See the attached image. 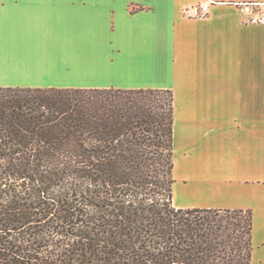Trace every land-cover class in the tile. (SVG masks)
I'll return each mask as SVG.
<instances>
[{
  "label": "trees",
  "instance_id": "trees-1",
  "mask_svg": "<svg viewBox=\"0 0 264 264\" xmlns=\"http://www.w3.org/2000/svg\"><path fill=\"white\" fill-rule=\"evenodd\" d=\"M173 92L0 87V264H250V208L175 207Z\"/></svg>",
  "mask_w": 264,
  "mask_h": 264
},
{
  "label": "crops",
  "instance_id": "crops-1",
  "mask_svg": "<svg viewBox=\"0 0 264 264\" xmlns=\"http://www.w3.org/2000/svg\"><path fill=\"white\" fill-rule=\"evenodd\" d=\"M243 3L264 12V0H0V87L172 90L173 205L250 208V264H264V23Z\"/></svg>",
  "mask_w": 264,
  "mask_h": 264
},
{
  "label": "built area",
  "instance_id": "built-area-1",
  "mask_svg": "<svg viewBox=\"0 0 264 264\" xmlns=\"http://www.w3.org/2000/svg\"><path fill=\"white\" fill-rule=\"evenodd\" d=\"M243 5H245V3H243ZM207 7H208V3L203 1V2H199L196 6V12L194 14V16H205V14L207 13ZM245 8H249L248 6L245 5ZM251 16L249 18V22L254 23V24H263L264 23V14H261L260 12L255 13V12H251Z\"/></svg>",
  "mask_w": 264,
  "mask_h": 264
},
{
  "label": "rangeland",
  "instance_id": "rangeland-1",
  "mask_svg": "<svg viewBox=\"0 0 264 264\" xmlns=\"http://www.w3.org/2000/svg\"><path fill=\"white\" fill-rule=\"evenodd\" d=\"M239 5H240V6H243V7H245V5H246V6H248L249 8H251L250 11L248 10L249 13H251V12H255V13L260 12L261 14H264L263 10L259 7L258 4L245 3V5H243V4H239ZM249 8H248V9H249ZM245 9H247V8H245ZM176 150H177V149H176ZM177 151H178V150H177ZM180 153H181V152H180ZM181 154H182V153H181ZM182 172H183V170H182L181 160L178 159V160L176 161V164H175V171L173 172V178H174V180L179 181Z\"/></svg>",
  "mask_w": 264,
  "mask_h": 264
}]
</instances>
